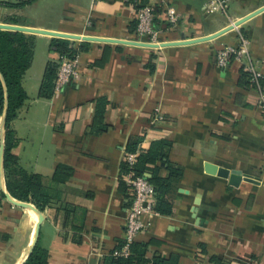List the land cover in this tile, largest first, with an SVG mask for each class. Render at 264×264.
<instances>
[{"label":"crops","instance_id":"1","mask_svg":"<svg viewBox=\"0 0 264 264\" xmlns=\"http://www.w3.org/2000/svg\"><path fill=\"white\" fill-rule=\"evenodd\" d=\"M204 1L168 0L180 14L176 24L157 7L158 38L175 42L211 35L264 5V0H228L225 12L214 14ZM0 16L51 31L139 38L132 0H31L0 5ZM30 34L33 58L22 77L27 99L11 123L12 152L21 168L40 176L51 202L40 210L14 197L0 155V264L26 260L40 219L36 210L14 201L42 212L36 243L47 251L48 264H113L114 250L124 245L132 196L120 183L124 149L133 140L136 151L146 149L158 139L169 141L165 160L155 163L158 175L167 176L169 163L182 174L167 194L172 213L142 215L147 225L134 241L143 245L144 261L134 264H152L155 255L174 256L176 264H264V114L256 107L264 91V10L212 39L191 43L62 38L77 51L79 76L50 97L38 92L47 62H58L60 55L52 39L61 37ZM241 36L249 39L263 75L258 83L237 61L216 65L217 50ZM100 97L107 103L96 117ZM157 113L161 117L154 119ZM99 123L107 128L95 133ZM221 167L255 181L242 178L233 185L218 174ZM16 179L22 182L21 175Z\"/></svg>","mask_w":264,"mask_h":264},{"label":"trees","instance_id":"2","mask_svg":"<svg viewBox=\"0 0 264 264\" xmlns=\"http://www.w3.org/2000/svg\"><path fill=\"white\" fill-rule=\"evenodd\" d=\"M31 0H16V3L0 1V5H22ZM156 12V11H155ZM3 22H15L14 17H1ZM51 45L60 54L73 57L76 50L69 45L67 39L53 38ZM34 52V36L22 31H11L0 29V115L4 111V103L7 94V109L4 134L3 167L6 176V185L11 194L20 200H30L37 208L43 210L51 202L50 195L43 189L40 176L36 173L26 172L18 165L17 155L12 152L16 145L14 130L11 127L12 120L17 116L19 109L27 99L26 91L22 86V77L32 62ZM58 62L49 60L45 66L38 95L50 97L54 89V79L57 73ZM3 79H2V77ZM4 80V82H3ZM5 83V86H4ZM107 100L103 97L97 99L96 117H101ZM107 125L99 123L94 125L92 131L95 133L106 130ZM169 141L158 139L151 143L146 149H140L133 165L122 161L120 165V183L129 187L125 181V174L133 170L138 175L146 176L152 183L155 191L154 210L160 214L172 213L173 205L167 194L171 190L172 181L178 179L182 171L180 167L168 164V174L165 177L158 175L156 161L165 160V148ZM137 141L128 143L126 151H136ZM149 174V175H148ZM22 176V182L16 179ZM125 243V238H124ZM123 243V244H124ZM121 246V245H120ZM122 247V246H121ZM119 247L116 250L121 249ZM115 251V250H114ZM144 247L141 244L131 242L128 255H113V264H134L144 261L142 254ZM22 264H48L47 251L36 243L32 251ZM152 264H176V257L163 258L155 255Z\"/></svg>","mask_w":264,"mask_h":264},{"label":"built area","instance_id":"3","mask_svg":"<svg viewBox=\"0 0 264 264\" xmlns=\"http://www.w3.org/2000/svg\"><path fill=\"white\" fill-rule=\"evenodd\" d=\"M98 0H92L96 2ZM135 8L136 32L139 36L138 42L155 44L160 46L164 41L158 38V30L153 27V20L157 7L164 8L167 20L171 24H176L180 18L177 9L169 4L168 0H132ZM228 0H205L204 5L208 13L220 14L226 10ZM144 37V38H143ZM143 38V39H142ZM237 61L246 70L251 80L258 83L262 73L257 69L250 49L249 39L241 36L236 44H225L216 52V65L220 68L227 67L231 62ZM58 68L54 79V90L64 88L69 82L79 76L78 54L68 57L60 54L58 57ZM256 107L264 114V91L260 90ZM161 116L157 113L154 119ZM138 151H126L124 149L123 161L128 165H133L136 161ZM125 181L131 189L132 196L126 212L125 243L119 250L113 252L114 255H128L129 245L135 240L137 234L142 231L147 223L142 219L143 214L155 213V191L152 183L144 175H138L133 170L125 174ZM157 213V212H156Z\"/></svg>","mask_w":264,"mask_h":264},{"label":"water","instance_id":"4","mask_svg":"<svg viewBox=\"0 0 264 264\" xmlns=\"http://www.w3.org/2000/svg\"><path fill=\"white\" fill-rule=\"evenodd\" d=\"M264 10V5L255 9L254 11L250 12L249 14L245 15L244 17L238 19L237 21H235L234 23L228 25L227 27H225L224 29L213 33L211 35H207V36H203V37H197L194 39H182L183 41H175V42H164L161 44V46L164 45H171V44H181V43H191V42H196V41H201V40H208V39H212L218 35H220L221 33L233 28L234 26L242 23L243 21H245L246 19H248L249 17L255 15L256 13L260 12ZM0 29L2 30H11V31H22V32H26V33H41V34H48V35H52V36H56V37H61V38H69V39H83V40H93V41H113V42H122V43H130V44H140V45H148V46H156L155 44H149V43H143V42H138V41H133V40H128V39H114V38H107V37H99V36H94V35H79V34H74V33H64V32H60V31H51V30H47V29H41L38 27H34V26H30V25H23V24H16V23H9V22H2L0 21ZM2 77V76H1ZM3 79V77H2ZM4 82V80H3ZM5 86V83H4ZM7 94H6V99H5V103H4V111H3V115H2V133H4V125H5V120H6V109H7ZM0 155L2 157L3 155V147H1L0 149ZM218 174L222 175V176H229L230 179V183L233 185H236L237 182L240 179H244L247 181H255V179L247 174H243L241 173V171L239 170H233V171H229L225 168H219L218 169ZM8 197L13 200L9 195ZM14 201V200H13ZM16 204L19 205H25V206H29L32 209L36 210L39 215H40V219L36 224V231H35V237L33 240V244L29 250V252L32 251L37 238H38V232H39V227H40V222L43 219V214L40 210H38L35 206L29 204V203H21L18 201H14Z\"/></svg>","mask_w":264,"mask_h":264}]
</instances>
